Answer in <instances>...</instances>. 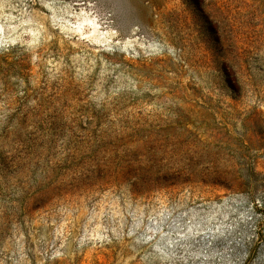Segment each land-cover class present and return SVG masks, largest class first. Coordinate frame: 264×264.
<instances>
[{
	"label": "rangeland",
	"instance_id": "obj_1",
	"mask_svg": "<svg viewBox=\"0 0 264 264\" xmlns=\"http://www.w3.org/2000/svg\"><path fill=\"white\" fill-rule=\"evenodd\" d=\"M0 264H264V0H0Z\"/></svg>",
	"mask_w": 264,
	"mask_h": 264
}]
</instances>
